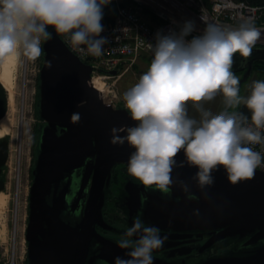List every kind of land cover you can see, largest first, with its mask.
I'll return each mask as SVG.
<instances>
[{
  "label": "water",
  "instance_id": "1",
  "mask_svg": "<svg viewBox=\"0 0 264 264\" xmlns=\"http://www.w3.org/2000/svg\"><path fill=\"white\" fill-rule=\"evenodd\" d=\"M43 40V64L39 76L38 116L42 121L25 237L27 264H115L127 259L130 249L101 234L96 225L106 226L104 207L113 172L118 164L128 166L134 151L127 143L110 142L113 127L135 126L125 106L104 100L93 82L95 67L82 60L54 28ZM246 64L243 81L255 61L264 62V47H254ZM118 75L121 67L100 69ZM8 108V93L0 81V119ZM79 113L78 123L70 120ZM121 136L125 133H120ZM9 139L0 138V192L9 159ZM184 161L183 152L176 157ZM197 169L185 163L176 167L174 184L168 192L152 197L145 215L163 226V232L180 237L196 234L207 239L199 253L212 247L228 251L203 258L195 264H264V171L256 169L252 179L228 182L225 171H215L214 184L201 189L193 176ZM179 181L189 188L182 190ZM128 204L137 208L139 188L126 185ZM156 199V200H155ZM199 215H194V210ZM153 264H188L153 256Z\"/></svg>",
  "mask_w": 264,
  "mask_h": 264
},
{
  "label": "clouds",
  "instance_id": "2",
  "mask_svg": "<svg viewBox=\"0 0 264 264\" xmlns=\"http://www.w3.org/2000/svg\"><path fill=\"white\" fill-rule=\"evenodd\" d=\"M110 3L0 0V59L22 51L35 61L43 51L41 41L51 36L49 27L67 34L79 51L100 56L107 42L100 35L103 7ZM205 23L203 34L190 41L185 37L194 30L192 21H186L178 35L157 33L155 45L149 44L153 58L148 70L123 95L135 126L110 130L112 144L127 143L134 149L128 174L162 192L174 184V168L185 163L197 169L193 179L201 189L214 184L212 174L221 168L235 185L264 167V155L253 147H264V80L253 81L250 93L241 96L239 77L231 70L235 54L249 58L262 32L251 21L237 28ZM217 96H222V109L213 113L205 104ZM189 102L198 118L189 115ZM241 105L250 117L238 111ZM80 119L79 113L71 114L72 123ZM181 151L184 161L177 164ZM179 183L189 191L184 181ZM193 214L199 215V210ZM165 239L159 228L145 226L137 217L118 241V247L130 249L129 258L116 257L115 264H153L152 253L163 247Z\"/></svg>",
  "mask_w": 264,
  "mask_h": 264
},
{
  "label": "built area",
  "instance_id": "3",
  "mask_svg": "<svg viewBox=\"0 0 264 264\" xmlns=\"http://www.w3.org/2000/svg\"><path fill=\"white\" fill-rule=\"evenodd\" d=\"M202 17L208 23L230 28H237L241 23L251 21L262 32L254 47H264V4L250 5L240 0H127L119 3L113 20L102 23L104 30L100 35L107 42L103 45L100 56L79 51L73 47L67 34L59 35L76 55L94 65V73L100 72L103 77H114L116 75L106 74L100 69H127L142 56L153 57L149 44L155 45L157 33L178 35L186 21L194 23V30L185 37L186 41L202 35L206 27ZM110 91L112 96L107 95L105 101L115 104V90L113 88ZM253 147L264 155V147ZM16 156L14 176L17 181L16 188H19L22 151L17 152ZM257 169L264 171V167ZM19 220L21 221V216L17 219L14 215L11 229L8 228L4 233L6 239H0V264H23L26 258L27 248L25 240H20L22 224ZM25 227L26 219L24 231Z\"/></svg>",
  "mask_w": 264,
  "mask_h": 264
},
{
  "label": "rangeland",
  "instance_id": "4",
  "mask_svg": "<svg viewBox=\"0 0 264 264\" xmlns=\"http://www.w3.org/2000/svg\"><path fill=\"white\" fill-rule=\"evenodd\" d=\"M126 0H111V3L103 7V16L107 18H113L116 14L117 6L119 3H125ZM43 40L41 41L42 47ZM153 57L142 56L134 65L125 69L122 68L120 73L114 77H103L100 72L94 73L95 77L101 76V80L104 83L106 93L112 96V92H108L114 88L116 93L117 106H125L123 100L124 93L134 86L142 73L148 70ZM43 64V53L35 61L29 60L20 51V61L18 65L17 74V85H19L18 94L21 93L22 88L25 87L26 91V103L24 111V124L22 130L20 129V118L17 119V124L14 132L11 135H6L10 140V159L11 162L7 163L5 168L7 188L4 190L8 196L5 203L2 205V212L0 215V239H6L4 233L6 229L12 227L14 219V209L16 207L17 219L21 216L22 232L20 235V240H26L24 231V222L28 219L29 212V193H30V183H31V168L34 161V147L37 144V139L40 132L41 120L38 116V91H39V76L40 70ZM21 65V66H20ZM235 75L239 77L240 84V95L247 96L250 93V86L255 80H262L263 76L258 70L252 71V73L243 81L244 72L246 69L236 70ZM24 76L26 78L25 86ZM19 83V84H18ZM107 97V96H106ZM107 97V98H108ZM18 98L20 99L19 95ZM110 101V100H107ZM241 107V106H240ZM205 108L210 109L213 113H216L222 109V96H217L211 102L205 104ZM240 109V108H239ZM238 109V111H239ZM189 115L196 116L198 118V113L191 107V102H189ZM20 115V114H19ZM19 131V132H18ZM20 137V138H19ZM22 151V163L19 172L20 186L17 191L16 185L17 181L14 176L15 169V158L17 157V152ZM16 196L18 197V204L15 206ZM18 193V194H17ZM21 213V214H20ZM26 228V227H25Z\"/></svg>",
  "mask_w": 264,
  "mask_h": 264
},
{
  "label": "flooded vegetation",
  "instance_id": "5",
  "mask_svg": "<svg viewBox=\"0 0 264 264\" xmlns=\"http://www.w3.org/2000/svg\"><path fill=\"white\" fill-rule=\"evenodd\" d=\"M39 92V91H38ZM8 109V108H7ZM42 124V121H41ZM40 124V127H41ZM9 138V137H6ZM39 139V137H38ZM38 139L37 144L34 147V161L33 166L31 168V183L33 181V170L36 164L37 157V147H38ZM10 145V140H9ZM11 148V147H10ZM10 148H9V159H10ZM9 159L8 162L9 163ZM7 165V164H6ZM3 168L2 177L6 181L5 168ZM130 183L132 188H139V192L141 193V202L137 208H132L128 204L130 201V194L126 190V185ZM7 188V182H6ZM158 190L154 185L153 186H144L139 180L134 179L127 172V167L125 164H118L113 172L112 180L110 183V187L108 189L106 204L104 207V220L106 226H102L100 224L96 225V229L103 235L111 237L116 241H119L126 230L131 227L137 217L140 218L142 223L145 226H154L160 229V235L165 237L163 247L160 249L154 250L152 255L160 258H168L169 260H174L177 262L185 261L188 264H195L202 260L203 258L221 254L228 251L229 247H212L199 253V247L203 244V242L207 239V235L203 238L193 234L191 236L180 237L175 234H171L168 232H163V226H159V224L155 220H151L146 217L145 210L149 202H153L152 197H154ZM29 198V197H28ZM156 200V199H155ZM138 238L137 236L132 237L131 239L135 240ZM26 248L28 246L27 240H25ZM23 264H27V254Z\"/></svg>",
  "mask_w": 264,
  "mask_h": 264
},
{
  "label": "bare ground",
  "instance_id": "6",
  "mask_svg": "<svg viewBox=\"0 0 264 264\" xmlns=\"http://www.w3.org/2000/svg\"><path fill=\"white\" fill-rule=\"evenodd\" d=\"M20 61V53L9 55L4 59H0V81L5 86L8 93V109L3 118L0 119V138L6 135H11L16 127L17 119L20 118V129L22 130L24 122V111L26 103V91H25V76L22 91L18 94L17 90L19 85H17V70ZM21 66V65H20ZM93 82L95 87L102 91L104 100H106V89L103 86L104 83L101 77H93ZM19 84V83H18ZM111 92V91H108ZM18 95L20 99L18 98ZM105 95V96H104ZM20 114V115H19ZM19 132V131H18ZM20 138V137H19ZM19 188H17V191ZM18 194V193H17ZM8 194L3 191L0 192V215L2 212V205L5 203ZM15 206L18 204V197L16 196ZM14 215L17 218V211L15 207ZM7 230V229H6Z\"/></svg>",
  "mask_w": 264,
  "mask_h": 264
},
{
  "label": "trees",
  "instance_id": "7",
  "mask_svg": "<svg viewBox=\"0 0 264 264\" xmlns=\"http://www.w3.org/2000/svg\"><path fill=\"white\" fill-rule=\"evenodd\" d=\"M240 1H245L246 3H248L250 5H263L264 4V0H240ZM111 20H113V19L112 18L109 19V18L103 16L101 23H106V22H109ZM51 28L52 27H49L47 30H49ZM247 62H248V59H245L239 53H236L234 56V63H233L231 70L234 73H236L237 72L236 70L246 69L247 68V66H246ZM88 63H90V62H88ZM254 70H258L259 72H261V74L263 76L262 80H264V62L255 61L253 64L252 71H254ZM239 111L243 112L245 115H247L249 117L251 115L250 112L247 110V108L244 107L243 105H241Z\"/></svg>",
  "mask_w": 264,
  "mask_h": 264
},
{
  "label": "crops",
  "instance_id": "8",
  "mask_svg": "<svg viewBox=\"0 0 264 264\" xmlns=\"http://www.w3.org/2000/svg\"><path fill=\"white\" fill-rule=\"evenodd\" d=\"M113 18H114V16H113ZM113 18H112V19H113Z\"/></svg>",
  "mask_w": 264,
  "mask_h": 264
}]
</instances>
